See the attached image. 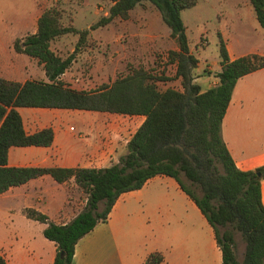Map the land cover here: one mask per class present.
Listing matches in <instances>:
<instances>
[{"label": "trees", "instance_id": "obj_1", "mask_svg": "<svg viewBox=\"0 0 264 264\" xmlns=\"http://www.w3.org/2000/svg\"><path fill=\"white\" fill-rule=\"evenodd\" d=\"M108 1V14L90 29L116 17L128 18L130 10L142 1L151 2L161 13L170 36L177 42V49L169 51V60L176 65L182 89H159V78L143 67L131 68L96 89L71 87L60 77L74 60L75 50L61 57L50 48V42L66 33H78L77 49L88 30L63 25L57 7L42 10L35 32L16 38L13 49L35 58L46 79L17 81L0 77V194L44 174L58 183L72 178L84 194L85 204L69 221L57 224L35 208L23 210L26 217L46 224L43 236L56 245L53 264H72L77 241L107 219L122 193L141 188L153 176L167 175L176 180L212 226L222 264H237L234 230L240 232L245 243L240 264H264V206L260 191L264 167L240 170L221 137V121L235 82L264 67V56L248 53L231 60L218 33V83L202 90L193 76L198 59L189 50L180 18V12L192 7L196 0ZM249 2L264 29V0ZM20 107L141 115L144 119L127 140L126 152L107 167L12 166L8 164L9 148L49 146L54 138L50 126L28 133L18 111ZM181 175L200 190L199 195L185 184ZM61 251L65 253L63 257L59 256ZM162 261L161 253L153 252L144 264ZM0 264H7L1 254Z\"/></svg>", "mask_w": 264, "mask_h": 264}, {"label": "crops", "instance_id": "obj_2", "mask_svg": "<svg viewBox=\"0 0 264 264\" xmlns=\"http://www.w3.org/2000/svg\"><path fill=\"white\" fill-rule=\"evenodd\" d=\"M225 47L231 60L248 53L264 56V47L259 44L235 50L228 44ZM220 67V62L215 69L208 66V78L211 79L206 78L203 82L206 88L218 83L216 73ZM194 81L202 88L199 74ZM134 116L144 119L141 115ZM58 120L57 128L45 123L30 131L25 129L32 133L50 126L54 132L53 142L49 146H20L25 149L15 151V160L10 156L14 152L11 151L13 146L9 148L8 164L41 166L46 161L44 153L51 150L59 159L69 161L62 167H107L121 156L117 130L113 129L111 138L105 136L108 124L92 123V134L82 142L70 139L74 134L67 126L70 122L74 126L89 125L90 122L61 117ZM98 128L101 133L94 131ZM94 132L99 137L96 138ZM77 134L79 138L84 135L81 131ZM221 137L240 170L264 167V67L239 77L235 82L221 121ZM65 140H70V152L63 154L60 144ZM68 182L71 190H68ZM78 190L72 178L58 183L44 174L0 194V218L6 216L10 222L9 229L0 235V254L7 264H53L56 245L43 236L46 224L26 217L23 210L32 207L46 214L54 223H65L81 210H77L78 206L73 203ZM260 191L264 206V177ZM82 203L84 206L85 197ZM153 252L163 256L160 264H222L221 250L212 226L176 180L167 175L153 176L141 188L122 193L107 219L98 222L77 241L72 264H144ZM235 256L237 264H240L243 254L235 251Z\"/></svg>", "mask_w": 264, "mask_h": 264}, {"label": "rangeland", "instance_id": "obj_3", "mask_svg": "<svg viewBox=\"0 0 264 264\" xmlns=\"http://www.w3.org/2000/svg\"><path fill=\"white\" fill-rule=\"evenodd\" d=\"M53 6L60 10L63 25L88 30L85 40L80 42L77 49L75 46L79 38L78 33H66L50 42V48L61 57L75 50L74 60L60 77L63 82L77 89H96L111 83L117 76L126 74L131 68L143 67L159 78L156 81L159 89L167 87L182 89L180 79L176 76V65L169 60V51L177 49V42L170 36L161 13L149 1L137 4L130 10L126 19L116 17L108 23L90 29L108 14L110 1L0 0V77L17 81L46 79L37 60L15 52L13 42L16 38L35 32L39 14ZM180 18L185 26L190 51L198 59L193 76L198 74L201 76L202 88H206V84H203L206 78L211 79L208 78V66L215 69L220 62L218 33L232 50L255 44L264 47V29L258 24L249 0H196L192 7L180 12ZM18 111L27 131L45 123H51V126L57 128L56 122L60 117L72 121L75 118L87 120L91 124L74 126L75 124L70 122L67 126L74 134L70 139H79L82 142H86L92 134V123L108 124L104 130L105 136L111 138L113 129L117 130L118 152L121 155L126 152V141L142 121L140 116L76 109L20 107ZM77 131L84 135L79 138ZM94 131L101 133L100 129ZM93 135L99 137L95 132ZM70 144V140L61 142L60 147L65 148L61 153L70 152ZM18 149L25 147L12 148L11 151L14 152H11L10 156L13 160ZM44 154L46 161L41 166H61L69 162L66 159H59L60 157L54 155L55 152L52 150ZM181 178L197 195L200 194V190L192 186L183 175ZM66 184L68 190H71L70 183ZM78 191V197L73 203L78 206L77 210H80L83 208L84 194ZM9 226L10 222L6 220V216H2L0 235H4ZM219 231L222 232L223 228L219 227ZM233 234L234 249L237 254H243L244 240L240 232L234 230Z\"/></svg>", "mask_w": 264, "mask_h": 264}, {"label": "water", "instance_id": "obj_4", "mask_svg": "<svg viewBox=\"0 0 264 264\" xmlns=\"http://www.w3.org/2000/svg\"><path fill=\"white\" fill-rule=\"evenodd\" d=\"M64 254H65V253H64L63 251H61L60 254H59V256H60V257H63Z\"/></svg>", "mask_w": 264, "mask_h": 264}]
</instances>
